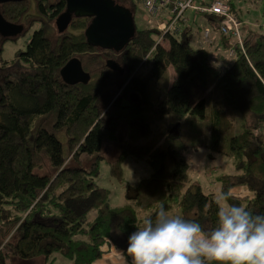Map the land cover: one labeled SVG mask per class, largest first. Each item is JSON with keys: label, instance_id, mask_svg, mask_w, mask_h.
I'll return each mask as SVG.
<instances>
[{"label": "trees", "instance_id": "trees-1", "mask_svg": "<svg viewBox=\"0 0 264 264\" xmlns=\"http://www.w3.org/2000/svg\"><path fill=\"white\" fill-rule=\"evenodd\" d=\"M115 1L135 16L134 0ZM225 1L235 12L232 0ZM66 7V0L0 4L2 16L24 26L23 34L37 28L9 62L2 59L4 45L19 37L0 36V264L15 258L49 264L55 254L70 264H95L105 246L126 250L144 219L175 203L182 217L214 227V195L191 185L187 152L201 148L223 152L231 161L233 173L219 177L221 192L249 191L231 193L229 202L264 214V36L244 35L239 44L222 35L213 54L207 48L213 40L192 46L194 30L182 20L157 46L163 31L136 24L126 47L103 50L86 40L91 18L73 19L65 33L52 32L50 24ZM209 22L219 28V19ZM74 57L85 70L86 57L98 59L96 78L86 70L89 84L62 80L61 69ZM110 59L123 73L107 67ZM152 83L159 87L157 98ZM51 118L52 130L45 126ZM235 124L239 132L225 136L228 150L221 151L226 129ZM106 142L117 147L110 161L116 175L122 176L127 158L152 167L137 186L128 185L129 204L122 207H112L109 191L96 182ZM84 156L89 168L82 166ZM69 157L76 165L67 164Z\"/></svg>", "mask_w": 264, "mask_h": 264}, {"label": "clouds", "instance_id": "clouds-1", "mask_svg": "<svg viewBox=\"0 0 264 264\" xmlns=\"http://www.w3.org/2000/svg\"><path fill=\"white\" fill-rule=\"evenodd\" d=\"M231 190L218 193L212 228L160 206L128 237L131 264H264V214L230 203Z\"/></svg>", "mask_w": 264, "mask_h": 264}, {"label": "rangeland", "instance_id": "rangeland-1", "mask_svg": "<svg viewBox=\"0 0 264 264\" xmlns=\"http://www.w3.org/2000/svg\"><path fill=\"white\" fill-rule=\"evenodd\" d=\"M232 2L235 6V9L237 10L239 18H241L242 20V37H244L245 34L251 36L252 34H254V36H264V0H232ZM134 3L136 4L134 18L138 28L144 29L156 26H158L159 28L160 22L158 23L157 20L151 19L142 2L134 0ZM31 12L35 13V10L33 9ZM165 18L166 15L161 16V19L165 20ZM202 24L203 23H201L200 20L198 21V24H192L194 37L192 38V41L190 40V42L194 47L198 46V42L202 40V32L198 30V25ZM50 28L52 32L57 35L58 30L56 27V22L51 23ZM36 30V27H32L27 33L22 34L16 41L6 42L2 53V59L8 62L15 59L16 52L20 49L23 50L25 48L27 41L32 37L33 33ZM213 48L214 44L210 48V53L216 54V49ZM84 60L86 70L91 72L94 75V78H96L95 76H97V69L100 67V64L97 63L98 59L96 58L97 62H95L94 59H90L89 57H86ZM169 71L171 76L168 84L172 83L174 72L172 69H170ZM152 85V95L157 98V95L160 91L159 87L155 83H152ZM109 107L110 106L107 107V110L109 109ZM168 119L170 120L171 116L163 118L162 121H159V125L163 121ZM53 123L54 118H51L45 123V126L48 129L52 130ZM232 128L233 127L226 129V131L228 132L224 134V139L221 143V151L228 150L225 136L227 137L231 134L238 133L240 124H235L234 129ZM58 135L62 139H66L63 132L59 133ZM143 141H146V139H143ZM102 153L105 159L101 160L100 162V175L96 180L97 185L109 191V202L112 207H122L126 204H129L127 198L128 185L135 187L142 179L150 176L152 174V167L150 163L144 159L137 161L133 158H127L122 163V176H118L114 173L112 165L110 164V161L114 160L117 157L116 145L111 142H106V144H104ZM187 158L191 164V185H195L193 183H199L205 193L213 194L215 198L218 193H221V182L219 180V177L224 174L233 173V168L230 167L231 161L227 156H225V153H218L210 148L191 150L187 152ZM68 160V165H76V163H73V160H71V157H69ZM89 160V158L84 156L82 159V166L85 168H89ZM243 188L244 187L235 188L234 193L240 196H244L245 192ZM167 211L171 212L174 215L182 216L181 208L178 207L177 203L173 204L171 209ZM144 215H148V213L144 212L143 216ZM90 217L94 218V212L90 213ZM55 255L53 256V260L51 259L49 261V264H68L66 263L64 257L60 256L59 254ZM41 261V259L33 261H22L15 258L11 260L9 264H37Z\"/></svg>", "mask_w": 264, "mask_h": 264}, {"label": "water", "instance_id": "water-1", "mask_svg": "<svg viewBox=\"0 0 264 264\" xmlns=\"http://www.w3.org/2000/svg\"><path fill=\"white\" fill-rule=\"evenodd\" d=\"M23 1L25 0H0V4ZM66 3V10L56 19V27L60 34L68 30L74 18H91V23L85 31L89 45L118 52L126 47L136 34L134 13L115 0H66ZM24 32V26L7 21L0 12L1 37L5 40L15 39ZM106 65L113 71L123 73L121 65L115 60H108ZM60 75L69 85H87L92 78L78 57L72 58L61 69ZM138 98L135 93L131 95L134 102L138 101Z\"/></svg>", "mask_w": 264, "mask_h": 264}, {"label": "built area", "instance_id": "built-area-1", "mask_svg": "<svg viewBox=\"0 0 264 264\" xmlns=\"http://www.w3.org/2000/svg\"><path fill=\"white\" fill-rule=\"evenodd\" d=\"M146 8L148 15L159 17L166 15L165 21L159 29L163 31L157 41V44L164 42V35L177 29V24L182 20H188L186 13L189 10L198 13L211 15L219 19V31L222 35L231 37L237 43L242 44L241 22L233 13L230 5L225 0H211L206 5L201 0H138ZM211 30L205 29L203 32V41L208 44L212 43Z\"/></svg>", "mask_w": 264, "mask_h": 264}, {"label": "crops", "instance_id": "crops-1", "mask_svg": "<svg viewBox=\"0 0 264 264\" xmlns=\"http://www.w3.org/2000/svg\"><path fill=\"white\" fill-rule=\"evenodd\" d=\"M210 1H208V2H210ZM208 2L205 1V2H201V3L206 5ZM233 13L236 15L237 19L241 22V30H242V20H241V18H239L237 10L235 12H233ZM197 14H199V13H197L196 11H193V10L187 11L186 16L188 18V22L191 23L189 27L193 31V25L192 24H196V22L194 23V21L198 22L200 20L201 23H203V24L202 25H198V27H201L199 29V31L202 32V38H203L204 30L207 29V28L210 29L211 30L210 31L211 32V37H212L213 43H215L214 44V47H215L216 44L219 41V38L222 36V34L220 33L218 26H217V30H216V29H214L215 26L210 24V22L208 24L206 23L207 18L209 19V18H211L213 16H211L209 14L208 15L205 14L207 17L205 18V20H202V19L198 18ZM151 19L157 20L158 23L160 22L159 27L165 21L164 19H159V17H151ZM207 48L210 50L209 47H207ZM243 189H244L245 195H248L249 191L246 190L245 187ZM234 190L231 193H234ZM104 251L105 252H104L102 258L99 259L95 264H131V258L127 256L126 250L118 249L113 243L110 244V245L105 246ZM66 263L70 264V262L67 261V260H66Z\"/></svg>", "mask_w": 264, "mask_h": 264}, {"label": "flooded vegetation", "instance_id": "flooded-vegetation-1", "mask_svg": "<svg viewBox=\"0 0 264 264\" xmlns=\"http://www.w3.org/2000/svg\"><path fill=\"white\" fill-rule=\"evenodd\" d=\"M74 19H75V18H74ZM79 19H81V18H79ZM69 28H70V26H69ZM69 28H68V29H69Z\"/></svg>", "mask_w": 264, "mask_h": 264}]
</instances>
